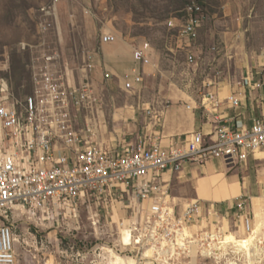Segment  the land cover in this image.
<instances>
[{
    "label": "rangeland",
    "instance_id": "1",
    "mask_svg": "<svg viewBox=\"0 0 264 264\" xmlns=\"http://www.w3.org/2000/svg\"><path fill=\"white\" fill-rule=\"evenodd\" d=\"M191 2L203 8L195 41L167 26L172 18L180 21ZM45 6H51L50 15L41 12ZM46 23L50 27L44 29ZM106 34L116 38L111 46L150 44L151 62L139 92L121 91L118 78L103 77L98 62L105 60ZM187 49L193 64L186 62ZM51 53L58 56V75L67 86L90 85L99 109L98 141L128 142L150 122L147 107L166 114L184 104L206 118L200 104L207 93L223 99L247 73L264 81V0H0V81L10 84L16 98L32 92L34 60ZM234 203L222 222L224 243L235 247L236 262L228 264H264V227L255 219L254 232H246L243 218L252 219L253 211L244 197ZM129 206L126 197L117 202L86 197L74 211L59 210L46 219L9 214L16 264H149L150 250L137 249L130 239L136 218ZM232 239L249 240L247 250ZM192 258V264H216Z\"/></svg>",
    "mask_w": 264,
    "mask_h": 264
},
{
    "label": "built area",
    "instance_id": "2",
    "mask_svg": "<svg viewBox=\"0 0 264 264\" xmlns=\"http://www.w3.org/2000/svg\"><path fill=\"white\" fill-rule=\"evenodd\" d=\"M41 12L50 15L52 8L45 6ZM202 15L203 8L191 2L181 20L172 18L167 26L178 28L184 40L195 41ZM48 27L50 23L44 29ZM101 42L113 44L116 38L106 34ZM151 50L148 42L133 46L134 65L122 76V91L135 93L142 87ZM194 59L187 49L186 62L193 64ZM57 60L52 53L34 60L32 92L22 99L14 96L10 84L0 81V264H16L10 215L38 214L46 219L59 210L74 211L86 197L110 202L126 197L136 218L130 239L137 249L150 250L149 264H191L194 256L216 264L236 262L234 244L223 245L224 218L217 217L215 205L179 201L171 195L166 178L185 164L203 166L220 160L235 167L249 157L264 156V81L256 82L247 73L223 99L204 95L200 104L204 116L217 118L207 133L193 132L165 145L157 129L164 111L147 107L143 111L150 122L144 133L111 147L98 141L99 109L90 85L67 86L58 75ZM92 70L89 64L87 71ZM223 106L243 107V114L234 118H249L248 123L226 122L219 111ZM242 223L250 232L251 218L246 215Z\"/></svg>",
    "mask_w": 264,
    "mask_h": 264
},
{
    "label": "crops",
    "instance_id": "3",
    "mask_svg": "<svg viewBox=\"0 0 264 264\" xmlns=\"http://www.w3.org/2000/svg\"><path fill=\"white\" fill-rule=\"evenodd\" d=\"M114 44H105L106 46L102 48L105 60L98 62V68L101 69L102 74L108 73L110 78H118V87L122 91V76L134 65L133 47L111 46ZM145 68L143 70L142 87ZM219 111L221 116L224 117L222 119L226 122L231 123L233 120L238 119L248 123L249 118H234L239 114H243V107L234 110L223 106ZM215 119L217 118H197L191 106L184 104L172 105L167 109L165 117L161 118V125L157 129L162 133L165 145L176 144L178 139L187 134L197 131L209 132ZM146 126L147 124L141 128L134 139L128 142L141 136L146 130ZM126 143L125 140H120L111 147ZM166 179L173 197L179 201L198 200L205 204H213L217 211V217L224 218V220L227 212H231L234 208V202L244 197L245 202L250 205L254 214L251 220H260L264 227L263 155L249 157L248 162L235 167H227L220 160H210L203 166L185 164L179 173L172 176L167 175Z\"/></svg>",
    "mask_w": 264,
    "mask_h": 264
},
{
    "label": "bare ground",
    "instance_id": "4",
    "mask_svg": "<svg viewBox=\"0 0 264 264\" xmlns=\"http://www.w3.org/2000/svg\"><path fill=\"white\" fill-rule=\"evenodd\" d=\"M254 231H253V221H252V227H251V231H250V233L249 234H252ZM230 238H233V237H230ZM233 240V239H232ZM233 241H235V243L237 244V246L238 247H240L241 249H246L247 250V248H246V244L247 245H249L248 243H249V240H246V239H244V240H233ZM226 242V241H225ZM223 243H224V241H223ZM225 244V243H224ZM256 245V244H255ZM239 248V249H240ZM256 248V247H255ZM259 253V252H258ZM264 255V254H263ZM254 256V255H253Z\"/></svg>",
    "mask_w": 264,
    "mask_h": 264
}]
</instances>
